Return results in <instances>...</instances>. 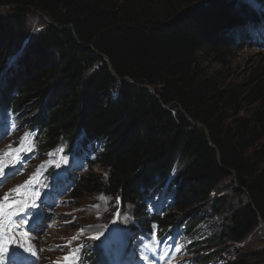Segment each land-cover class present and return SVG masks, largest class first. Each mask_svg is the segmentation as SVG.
<instances>
[{
	"label": "trees",
	"instance_id": "16d2710c",
	"mask_svg": "<svg viewBox=\"0 0 264 264\" xmlns=\"http://www.w3.org/2000/svg\"><path fill=\"white\" fill-rule=\"evenodd\" d=\"M257 5L264 0H0V111L36 131L42 150L100 145L107 178L83 177L76 196H115L139 219L178 166L170 194L183 217L148 221L179 223L202 264H221L214 250L246 246L264 225V60L241 81L226 63L244 46L241 31L264 23ZM36 13L50 24L24 40ZM227 181L245 197L238 206L222 195ZM208 204L229 212L210 235ZM84 258L100 264L90 251ZM224 264H264V248Z\"/></svg>",
	"mask_w": 264,
	"mask_h": 264
},
{
	"label": "rangeland",
	"instance_id": "374dc122",
	"mask_svg": "<svg viewBox=\"0 0 264 264\" xmlns=\"http://www.w3.org/2000/svg\"><path fill=\"white\" fill-rule=\"evenodd\" d=\"M256 7L264 13L263 7ZM6 12L5 8H0V16ZM47 24L50 21L44 15L36 13L31 16L23 32L24 40L35 37ZM241 32L247 34V38L243 39L245 43L241 40L243 48L232 51L226 58L230 75L239 81L245 80L249 71L264 60V23L252 25ZM206 65L218 67L212 57L207 59ZM1 119L5 126L0 130V179H5V174L8 177L0 187L2 224L10 225L11 222L15 225L14 229L23 225L25 209L19 208L22 202L31 205L35 201L39 211L43 209V219L35 224V228L30 224L27 228L37 233L35 241L31 243L37 251L39 264H80V256L86 261L83 258L85 251L92 252L96 260L104 264H202L203 254L197 255L179 223L161 230L154 224L156 220L148 221L154 213L164 217L171 211L176 220L183 217V213L171 208L173 193L170 194V182L178 173V166L166 186L160 185L151 192L149 216L139 219L134 206H124L115 196L89 192H79L81 196H76L83 177L101 174L104 179L107 178V172L104 173L96 163L97 153L101 152L100 145L90 153L78 151L81 155L65 146L42 150L36 133L31 131L29 125H22L12 113L2 116L0 111ZM30 119L27 117L24 121ZM67 176H70V183L51 198L46 191L51 186L56 188L54 183L61 178L67 179ZM44 178L47 180L44 181ZM231 186V181L225 182L221 187L222 195H226L233 206H238L245 197H241ZM204 211L207 221L205 231L209 235L212 231L220 232L228 224V210L222 215H214L208 204ZM48 220H51V227H48V223L44 224ZM4 230L8 236L6 228ZM0 233L3 235V228ZM20 235L19 231H15L12 237L17 240ZM96 236L99 238L93 239ZM244 245L225 241L221 248L214 250L219 253L215 263L224 264L244 254L262 250L264 225L256 239ZM121 250L124 254L118 258ZM21 252L27 255V251Z\"/></svg>",
	"mask_w": 264,
	"mask_h": 264
},
{
	"label": "snow or ice",
	"instance_id": "6c2138e0",
	"mask_svg": "<svg viewBox=\"0 0 264 264\" xmlns=\"http://www.w3.org/2000/svg\"><path fill=\"white\" fill-rule=\"evenodd\" d=\"M7 155V153H6ZM57 167H59V165H57ZM0 171H2V169H0ZM18 172V170H17ZM15 173H13L14 175ZM7 175L5 174V179H0V185H2L3 183L7 182ZM27 183V182H26ZM13 191H18V189H14ZM39 194H37L38 197ZM5 200H7V196H5L4 198ZM32 207V208H36L37 205L35 203V201H33L31 203V205H28L26 207ZM43 215V209H41L40 211L34 212L33 216L36 220H39L41 218V216ZM2 220H3V208L0 207V229L3 228V224H2ZM15 227L14 224H12L10 222V226L8 229H6V231L11 232L12 229ZM99 236L93 237V239H98ZM10 239H14V237H10ZM20 247H23V245H21ZM179 250V249H177ZM24 251H29V249H24ZM9 252V248L6 244H0V264H3V260H4V254ZM32 255H35V253H31ZM9 264H29V258L27 256H25L23 254V252H16L14 249L12 251V255L11 257H9Z\"/></svg>",
	"mask_w": 264,
	"mask_h": 264
},
{
	"label": "bare ground",
	"instance_id": "6f19581e",
	"mask_svg": "<svg viewBox=\"0 0 264 264\" xmlns=\"http://www.w3.org/2000/svg\"><path fill=\"white\" fill-rule=\"evenodd\" d=\"M5 228L8 229L9 226H5ZM8 236H11V235H8ZM9 244L18 253H20L21 251H24V249H26L25 248L26 247V241L23 239L22 235H20L19 239H17V240L16 239H10ZM21 245H23V247H20Z\"/></svg>",
	"mask_w": 264,
	"mask_h": 264
},
{
	"label": "water",
	"instance_id": "95a60500",
	"mask_svg": "<svg viewBox=\"0 0 264 264\" xmlns=\"http://www.w3.org/2000/svg\"><path fill=\"white\" fill-rule=\"evenodd\" d=\"M152 91V90H151Z\"/></svg>",
	"mask_w": 264,
	"mask_h": 264
}]
</instances>
